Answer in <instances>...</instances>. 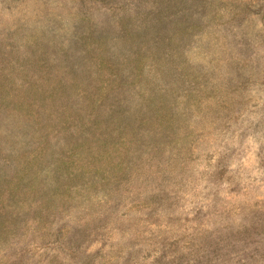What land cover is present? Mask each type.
<instances>
[{
	"label": "rangeland",
	"instance_id": "obj_1",
	"mask_svg": "<svg viewBox=\"0 0 264 264\" xmlns=\"http://www.w3.org/2000/svg\"><path fill=\"white\" fill-rule=\"evenodd\" d=\"M0 264H264V0H0Z\"/></svg>",
	"mask_w": 264,
	"mask_h": 264
}]
</instances>
